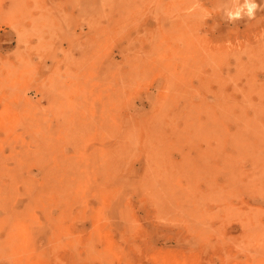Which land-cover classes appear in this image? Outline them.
Returning a JSON list of instances; mask_svg holds the SVG:
<instances>
[{
    "label": "rangeland",
    "instance_id": "1",
    "mask_svg": "<svg viewBox=\"0 0 264 264\" xmlns=\"http://www.w3.org/2000/svg\"><path fill=\"white\" fill-rule=\"evenodd\" d=\"M243 3L0 0V264H264Z\"/></svg>",
    "mask_w": 264,
    "mask_h": 264
},
{
    "label": "clouds",
    "instance_id": "2",
    "mask_svg": "<svg viewBox=\"0 0 264 264\" xmlns=\"http://www.w3.org/2000/svg\"><path fill=\"white\" fill-rule=\"evenodd\" d=\"M262 4H264V0H262ZM262 4H258L256 0H244L243 5H239L234 10L227 12L228 21L234 22L243 19L245 16L252 19L256 11L261 10Z\"/></svg>",
    "mask_w": 264,
    "mask_h": 264
}]
</instances>
